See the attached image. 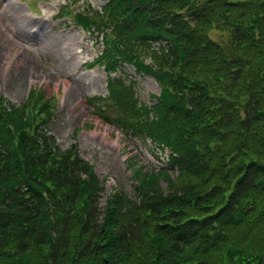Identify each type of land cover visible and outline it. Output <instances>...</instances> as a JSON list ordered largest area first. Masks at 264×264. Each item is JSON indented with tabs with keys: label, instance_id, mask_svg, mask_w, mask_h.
<instances>
[{
	"label": "trees",
	"instance_id": "trees-1",
	"mask_svg": "<svg viewBox=\"0 0 264 264\" xmlns=\"http://www.w3.org/2000/svg\"><path fill=\"white\" fill-rule=\"evenodd\" d=\"M104 1L58 12L102 47L106 96L86 103L165 165L128 159L134 196L102 205L76 143L47 128L52 98L0 97V264H264V0ZM123 64L157 82L152 103Z\"/></svg>",
	"mask_w": 264,
	"mask_h": 264
},
{
	"label": "rangeland",
	"instance_id": "rangeland-1",
	"mask_svg": "<svg viewBox=\"0 0 264 264\" xmlns=\"http://www.w3.org/2000/svg\"><path fill=\"white\" fill-rule=\"evenodd\" d=\"M84 1L95 9L105 4L104 0H0V97L21 105L35 88L52 98L55 109L47 128L62 148L76 143L79 155L103 182V205L114 191L134 196L128 159L144 171L158 170L167 154L126 139L87 105L88 97L106 94L103 70L87 67L101 46L93 36L56 17L60 6L81 9ZM213 34L218 38L217 32ZM122 71L124 80L135 82L138 100L152 103L159 92L157 82L133 74L129 67ZM161 186L166 190L164 182Z\"/></svg>",
	"mask_w": 264,
	"mask_h": 264
}]
</instances>
